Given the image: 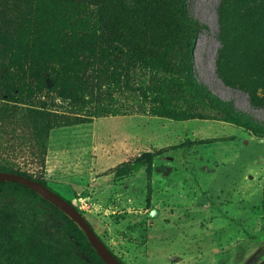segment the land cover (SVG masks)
Returning <instances> with one entry per match:
<instances>
[{"label": "rangeland", "instance_id": "obj_1", "mask_svg": "<svg viewBox=\"0 0 264 264\" xmlns=\"http://www.w3.org/2000/svg\"><path fill=\"white\" fill-rule=\"evenodd\" d=\"M0 66L77 120L42 176L125 264H264V0H0ZM8 213L21 257L89 264L50 207L0 190Z\"/></svg>", "mask_w": 264, "mask_h": 264}, {"label": "trees", "instance_id": "obj_2", "mask_svg": "<svg viewBox=\"0 0 264 264\" xmlns=\"http://www.w3.org/2000/svg\"><path fill=\"white\" fill-rule=\"evenodd\" d=\"M185 1L186 0H178V4L181 5V8L185 7ZM131 50V57L142 65L149 68L157 67L158 62L155 57L143 54L135 44H132ZM5 73V67L0 66V78H3ZM45 77L49 78L50 76L48 75ZM52 78H49V80L54 82L62 80L57 74ZM75 78H77V81L81 79L80 76H76ZM3 89L4 85L0 80V100L5 102V104L0 107V171L20 174L53 190L48 186L42 176L50 131L58 127L76 123L77 120H71L65 114H59L44 106L33 105V100L37 99L40 95L38 88H27L24 92H21L19 88H14L11 91ZM59 91H61L60 93L62 94L64 91L63 87ZM20 92L24 94L28 103H20L17 101L16 95ZM63 96L66 97V94H63ZM173 117L176 118L175 114ZM241 123L248 126L244 122ZM154 156L155 154L152 152H144L138 156L135 161H145L147 166H151ZM20 160L23 161V164L38 170L36 172L37 175L16 168L15 164ZM0 190L30 197L50 207L62 220V226L57 234L61 239L59 242L63 248L67 250L66 247H71L70 243H72V240H75L78 243V250L84 252L88 257L89 264H105L91 247L81 228L62 211L44 200L40 195L24 185L13 182H0ZM67 201L70 202L69 200ZM13 217L15 216L12 213L3 214V219H1L2 222H0V233L3 232L5 235L0 238V264H33V260L30 258L29 254H25L21 257L11 245V236L14 231L11 224V219ZM70 260L71 256L67 253L65 254V259L62 260L61 263L70 264Z\"/></svg>", "mask_w": 264, "mask_h": 264}, {"label": "water", "instance_id": "obj_3", "mask_svg": "<svg viewBox=\"0 0 264 264\" xmlns=\"http://www.w3.org/2000/svg\"><path fill=\"white\" fill-rule=\"evenodd\" d=\"M0 182H13L24 185L40 195L44 200L62 211L73 222H75L83 231L86 239L96 254L105 264H125L108 248V246L97 235L88 220L81 212L70 202L65 200L59 194L41 183L29 179L20 174L0 171Z\"/></svg>", "mask_w": 264, "mask_h": 264}]
</instances>
